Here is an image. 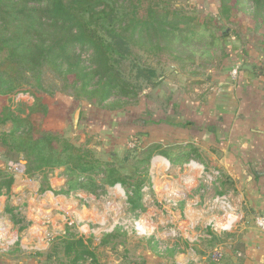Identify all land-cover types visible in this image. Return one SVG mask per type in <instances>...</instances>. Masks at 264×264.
Segmentation results:
<instances>
[{"label":"trees","instance_id":"16d2710c","mask_svg":"<svg viewBox=\"0 0 264 264\" xmlns=\"http://www.w3.org/2000/svg\"><path fill=\"white\" fill-rule=\"evenodd\" d=\"M173 1L0 0V51L6 53V59L0 64V95L33 94L31 89L50 95L69 89L73 95L82 92L93 104L105 107L113 100L120 103L131 98L136 100L142 83L158 85L160 78L156 71L139 66L132 57L135 49L146 54L167 50L176 54L175 58L189 51L191 55L211 59L220 52L219 62L227 56L244 60V52L225 51L228 33H215L210 23L220 18L213 21L212 18L188 17L182 9L174 7ZM233 1L264 27V0ZM242 71L259 75L253 65L250 70ZM46 74L64 83L63 89L56 81L47 84ZM133 81L138 83L134 85ZM68 82L70 86H66ZM32 96L36 105L30 106L24 116L19 108L12 110L5 106L1 110L0 127L10 124V129L1 133L0 144L8 159L26 161L25 175L61 170L67 189L56 195L86 191L99 196L105 194V187L120 184L129 210L145 211L142 189L150 186L147 168L159 147L140 150L144 157L137 163L142 167L132 175H122L112 162L94 159L89 150L51 131L36 135L28 115L42 112L45 116L46 106ZM160 154L166 155L163 151ZM123 160H127V156ZM13 183V177L0 170V196L8 195ZM46 190L50 191V187L46 186ZM56 241L52 251L45 255L46 261L58 254L59 247L64 260L58 259L55 264L94 261L90 239L84 240L72 233Z\"/></svg>","mask_w":264,"mask_h":264},{"label":"rangeland","instance_id":"374dc122","mask_svg":"<svg viewBox=\"0 0 264 264\" xmlns=\"http://www.w3.org/2000/svg\"><path fill=\"white\" fill-rule=\"evenodd\" d=\"M172 4L182 9L186 16L196 17L198 20L212 18L216 21L220 18V21L210 22L214 26L213 30L217 34L219 31L228 33L225 51L231 54H235L236 51L237 54L244 52L246 55L244 60L235 56L230 59L227 56L219 62L217 58L220 52L211 59L207 56L191 55L189 51L175 58L174 56L177 55L167 50L157 54H146L135 49L132 57L136 59L137 64L141 67L153 68L160 78L155 87L142 83V90L136 100L131 98L126 103L113 100L105 107H98L82 92L73 95L71 90L64 89L62 92L54 91L49 95L31 89L33 94L18 92L12 95H0V114L2 108L8 106L12 110L19 108L22 110L21 115H26L28 108L36 105V99L32 96L34 95L46 106L45 116L41 114L42 112L28 115L36 135L51 131L75 146L89 150L94 159L112 162L121 170L122 175H132L134 170L138 171L142 167L137 162L144 157L136 148L145 150L144 148L148 146L146 138H137L138 134L134 132H139L141 137L142 134H147V124L151 127L154 123L162 137L163 123L167 124L171 121L179 124L183 120L179 110L180 102L206 101L221 80L237 85L239 73L243 72L244 66H254L255 72L259 74L258 77H261L259 87L264 89V27L258 23L259 21L241 11L240 6L235 5L233 0L224 2L174 0ZM194 48L198 47L194 46ZM188 58L193 61L184 62ZM4 59L6 53L0 51V64ZM234 68L238 69L236 79L230 76ZM45 80L47 84L56 81L59 88L64 86V83L57 81L52 74H46ZM137 83L133 81L134 85ZM66 86H70V82ZM77 109H79V118L74 125L73 114ZM9 129V123L0 127V144L1 133ZM125 156L127 160H123ZM23 161L9 160L0 145V170L14 179L7 195L8 199L0 203V226L3 225L6 229V235L0 239V264H55L56 260L63 259L61 247L57 249L58 254L50 261H46L45 255L57 244L56 238L66 237L72 233L79 234L82 223L73 226L70 220H73V214L77 215L85 204L79 197H75L76 205L70 206L68 202L73 200L71 197L75 194L82 193L89 196L90 201L85 205L87 209L85 214L107 215L108 222L101 228L104 230L110 229L114 225L112 221L117 220V217L119 227L130 231L135 227V216L143 218L153 211H162V202L155 201L156 203L153 204L151 201L154 185V192L159 193L166 186L161 173H157L155 180L151 181L152 191L143 192L141 200L146 207L145 211L132 212L120 191L113 193L115 190H109L111 194L99 198L86 191L56 195V192L67 189L66 179L60 176L61 170L51 173L37 172L30 176L23 172H15L8 167L9 163L24 166ZM155 167L156 171L161 169V162H157ZM222 179L226 181L224 190L230 189L227 192L229 193L233 184L224 174ZM202 184V188H206V184ZM46 186L50 187V191L46 190ZM207 188L204 189L203 194L191 191V196L196 195L195 197L201 198V201L209 200L214 189ZM224 190L223 193H226ZM17 219L21 221L16 223ZM27 222L29 224L24 228ZM97 228L95 223L90 225L89 230L95 233V236L90 238L92 245L90 248L98 246L95 239L102 235V233L98 234ZM3 234L0 233V236ZM122 240L117 238L110 244ZM110 244L107 248L111 247Z\"/></svg>","mask_w":264,"mask_h":264},{"label":"crops","instance_id":"0c3cea01","mask_svg":"<svg viewBox=\"0 0 264 264\" xmlns=\"http://www.w3.org/2000/svg\"><path fill=\"white\" fill-rule=\"evenodd\" d=\"M260 78L242 72L237 85L221 80L204 102H180L183 120L178 125L163 123L162 137L154 123L151 127L147 124V134L141 137L134 132L137 138H146L145 148L159 147L147 168L150 186L142 192L152 191L151 181L161 173L166 186L159 193L154 192V185L151 201L162 202V211L135 216L130 231L119 227L117 217L114 225L104 230L107 215L85 214L89 196L71 197L70 206L76 205L75 197L85 204L70 220L73 226L82 223L77 236L84 240L95 236L89 230L92 223L98 234L102 233L94 239L103 249L91 248L94 261L85 264H264V231L254 224V218L264 216V89L259 87ZM157 162L162 167L156 171ZM223 174L233 184L229 193L230 189L224 190ZM207 187L214 189L209 200L191 196V191L203 194ZM109 190L124 195L122 186L116 184L105 187V194L97 197L108 196ZM7 199V195L0 196V203ZM229 221V231L211 227ZM0 227L4 233L1 239L6 229ZM117 238L123 240L110 244ZM215 251L221 255L217 262L210 259Z\"/></svg>","mask_w":264,"mask_h":264},{"label":"built area","instance_id":"2783aa9c","mask_svg":"<svg viewBox=\"0 0 264 264\" xmlns=\"http://www.w3.org/2000/svg\"><path fill=\"white\" fill-rule=\"evenodd\" d=\"M238 74V69L234 68L231 72H230V76L234 79H236ZM8 167L12 170H14L15 172H23L24 173V166L22 165H13L12 163L8 164ZM254 224L255 226L260 229L261 231H264V216H258L256 218H254ZM212 229L214 231H222V232H226L229 231L232 228V223L229 221L226 224H221V225H217V224H212L211 225ZM137 231L139 232V229L137 228ZM221 258V255L219 252L215 251L210 255V259L213 262H217L219 261V259Z\"/></svg>","mask_w":264,"mask_h":264},{"label":"water","instance_id":"95a60500","mask_svg":"<svg viewBox=\"0 0 264 264\" xmlns=\"http://www.w3.org/2000/svg\"><path fill=\"white\" fill-rule=\"evenodd\" d=\"M243 69H247V70H250V66H244L243 67ZM78 118H79V109H77L75 112H74V114H73V121H74V125H76L77 124V122H78ZM23 164H24V166L26 165V161H23ZM247 178V181H248V179H250L248 176H246Z\"/></svg>","mask_w":264,"mask_h":264}]
</instances>
